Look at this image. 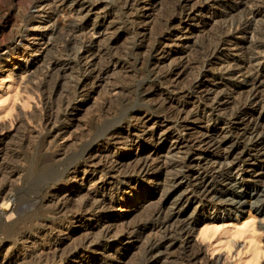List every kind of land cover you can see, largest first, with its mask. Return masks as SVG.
<instances>
[{
    "label": "rangeland",
    "instance_id": "1",
    "mask_svg": "<svg viewBox=\"0 0 264 264\" xmlns=\"http://www.w3.org/2000/svg\"><path fill=\"white\" fill-rule=\"evenodd\" d=\"M144 1L147 4L146 8L141 6V2ZM223 1L225 3L222 6L218 5L217 10L228 9L231 6L230 0ZM30 2L31 0H0V56L3 54V49L5 50L19 34L23 33L24 27L22 26L28 15V9H30ZM186 2L189 1L138 0L137 5L131 8V11L130 9L125 12L118 9L113 11L115 15L109 18L112 20L108 24L111 31L113 30L112 36L115 41L111 54H115L118 66L107 74L106 80L104 79L97 86L96 90L87 97L88 101L79 108L71 133L68 139L60 140V146L46 142L47 127L44 120L48 115H55L59 112L65 99L70 96L69 91L78 77L79 70L75 66L72 72H67L66 78L58 86H55L57 75H51L43 80L42 73L49 62L67 54L63 37L59 36L44 52L32 50V57L35 60L31 71L33 76L16 66H13L12 71L0 68V172L5 173L2 176H6L11 171L16 173L10 178L9 191L15 198L17 207L15 211L4 212L5 214L3 213L0 218V238L4 240L0 263L29 264L27 261H16L17 256H21L24 251V247L19 242V236L23 233H36L37 230L49 227L50 234L53 233L62 240L60 253L63 255L61 259L60 256L53 258L50 252L46 256L47 251L41 253L47 260L44 261L46 264H88L93 258L96 264L107 262L109 264H143L145 262L146 238L138 236L136 232L127 236L126 228L145 227L151 221L149 214L153 209L160 205L169 208L174 195L178 197L186 188V182H182L175 188L170 185L178 171L172 163L192 152L191 140L202 135L204 120L192 117L191 120L187 119L177 123L175 119L167 118L161 125L170 129L162 134L159 133L160 131L154 133V139L144 142V148L126 147L125 150L118 146L114 149L115 157L129 164L134 163L135 158L142 151L153 152L151 155L158 160L156 162L163 163L161 170L154 175L142 176L129 173L126 177L124 175L126 164L119 173L114 170L110 171L107 176L101 175V171L92 176L91 174L77 176L74 172L66 175L63 169L71 163V166L87 163L89 156L85 150L90 144L91 152L96 154L107 149L113 141L110 135H106L107 129L116 125L117 128L135 126L138 121L131 112L145 110L154 118L164 116L166 109L156 102L159 101L156 97L158 96L157 89L165 85L159 77L181 60L179 55H183L185 59L189 58L191 66L189 64L186 71L182 70L173 77V82L176 83L177 90L183 87L187 89L190 83L192 85L195 80L194 76L200 71L201 66L198 64V59L202 55L201 52L207 48L208 43L213 44L219 31L209 33L212 36L210 39L207 33L209 27L206 29L196 27L193 29L195 37L194 35L186 36L173 39V41L167 39L164 30L166 25L180 10L181 3ZM101 14H104L103 10ZM59 15L58 23L62 27L67 13L63 11ZM259 28L262 29V27ZM138 29H142L143 32L138 33ZM159 41L164 43L166 49L177 50V54L165 60L162 59L161 63L155 62L157 56L151 52V46L153 43L157 45ZM73 46H71L72 49H75L78 45L73 44ZM178 51L183 53L179 54ZM4 63H7V60H4ZM218 66L219 64L210 66L208 73H217ZM174 78H176L175 81ZM159 79H161L160 82ZM114 86L118 88L114 89ZM53 87L56 88L51 94ZM233 105V103H228L222 109L223 112H226L225 109L228 110L227 112L231 111ZM154 121L156 120L149 122V125L151 126ZM260 125H263L264 129V114ZM179 135L183 136L184 143L181 148L177 149L173 145L175 137ZM145 136L144 134L139 139L142 140ZM98 139L100 143L93 142ZM254 143V140L246 139L240 144V149L249 150L254 160L257 161L256 167L250 166L254 162L246 163L247 167L250 166L249 172L256 171V168L257 172L244 186V205L238 212L229 206V215L219 213L217 214L219 218H215L218 208H214L212 204L208 205L205 201H190L184 206L183 217L193 222V230L188 239V250H198L201 253V262L264 264V170H259L262 158L258 153L259 148H255L258 146ZM152 148L154 151L151 150ZM95 161L96 164L91 165V168H101L102 162L97 164L99 160ZM113 175H119L120 178L125 176L131 181L138 180L143 189L132 191L133 186L125 184L119 194L110 196L109 183L114 180ZM229 186L222 189L223 197L232 198V192L241 191L233 183ZM60 187L64 190H59ZM97 192L107 193L111 199L118 201L117 207L110 210V217L106 222L114 228L111 233L112 238L109 240L114 241L123 235L128 238L121 245L112 247L104 242L98 251L90 252L85 249L78 252L75 246L83 237L91 234L96 240L100 236V228L96 225H99L101 220L97 221L98 216L89 212H86L83 217L72 218L69 208L75 210V206L62 210L56 209L53 206L54 202L45 201L43 197L47 193L48 195L61 193V201L66 200L71 205H76L89 193ZM62 222L63 231L53 227ZM38 238L37 245L38 242L42 244V241L43 243L46 241L44 237L38 236ZM184 240L186 239H177L165 253L160 254L157 260L149 264H186L187 253L184 252L182 242Z\"/></svg>",
    "mask_w": 264,
    "mask_h": 264
},
{
    "label": "bare ground",
    "instance_id": "2",
    "mask_svg": "<svg viewBox=\"0 0 264 264\" xmlns=\"http://www.w3.org/2000/svg\"><path fill=\"white\" fill-rule=\"evenodd\" d=\"M188 1L190 4L186 2L181 3V6L179 5L180 10L173 15L170 23L166 25L164 30L167 39L173 41V39L186 36L192 37L194 35L195 37L196 34H194L193 29L196 27L204 29L209 27L208 34L212 31L215 33L219 31L213 44L208 43L210 46L207 44V48L201 52L202 55H199L198 64L201 67L199 66L200 71H197V75L194 76L195 80L192 85L190 83L187 89L183 87L177 90V85L173 82V77L182 70L186 71L190 64L189 58L185 59L183 55H181L182 57L179 55L181 60L173 64L165 73L162 72L163 74L159 77L165 85L159 86L157 89L158 96L156 97L159 101L156 102H159L158 105L166 109L164 116L154 118L145 110L143 112H131L138 121L135 126L117 128L116 125L107 129L106 135H110L113 139L107 149L96 154L91 152L90 144L85 150L89 156L87 163L72 166L71 163L70 166L63 169L66 175L74 172L77 176L80 174H83L82 176L91 174L92 176L101 171V175L107 176L110 171L115 170L119 173L126 164L125 176L129 173L142 176L154 175L158 170H161L163 163L156 162L158 160H155L151 155L153 152L142 151L135 158V162L129 164L116 158L114 149L118 146L125 150L126 147L142 148L144 142L149 139L152 140L154 133L160 131L159 133L162 134L170 129L161 125L163 120L167 118H173L177 123L187 119L191 120L192 117L204 120L202 135L191 140L192 152L184 155V157L181 156V159H177L178 162L176 160L172 163L178 171L170 185L175 188L182 182H186V188L181 191L178 197L174 195V200H172L169 208L160 205L153 209L149 214L151 221L145 227L126 228L127 236L136 232L138 236L146 238L144 246L146 260L144 259L143 264L157 260L159 255L165 253L177 239H186L182 241L184 252L187 253L186 264H215L216 262H201V253L198 250H188V239L193 230V222L183 217L185 204L190 201H205L208 205L212 204L214 208H218L215 218H219L217 215L219 213L229 215V206H232V210L237 212L243 207L244 186L249 178L257 172V168L256 171L249 172V167H256L257 163L251 152L246 148L240 149V144L246 139L254 140L255 146H258L255 148H259L258 153L262 158L259 170H264V129L263 125H260L264 114V0H230L231 6L228 9L224 6V10L216 9L218 5L222 6L225 3L223 0ZM137 3L138 0H31L28 15L22 26V28L24 27L23 33L19 34L5 50L3 49V54L0 56V68H7L12 71L13 66H16L23 72L31 73L35 65L32 50L44 52L59 36H62L67 54L47 64L46 69L43 73L41 72L44 76H42L43 80L55 74L57 75L55 86H58L66 78L67 72H72L75 66L79 70L78 77L76 76L74 85L69 91L70 96L68 94L69 97L65 99L63 105L61 104L59 112L55 115H48L44 120L47 127L46 142L58 146L60 140L68 139L79 108L88 101L87 97L96 90L97 86L104 79L106 80L107 74L117 68L118 60L115 59V54H111L115 41L112 36L113 30L111 31L108 24L112 19L109 18L115 15L113 11L117 9L124 12L129 9L131 11V8L133 9ZM141 4L142 8H146L145 1ZM102 10L104 14H101ZM63 11H66L67 18L60 27L58 17L60 16L59 13ZM207 16L208 18H206ZM259 27L262 29L260 30ZM142 29H138L139 32H136L141 33L143 32ZM210 37L212 36L210 35ZM73 44L78 46L72 49ZM151 52L157 56L155 61L157 63L177 54V50L166 49L164 43L162 44L160 41L157 45L153 43ZM178 53L183 52L178 51ZM4 60H7V63H4ZM195 61L197 62V60ZM214 64H219L218 72L208 73L207 70ZM117 86L113 88L117 89ZM55 88L53 87L51 94ZM228 103L234 104L233 109L229 112L225 109L226 112H223L222 109ZM153 119L156 121L152 122L150 126L149 122L151 123ZM144 134L146 136L140 140L139 138ZM116 135L118 136L115 137ZM93 142L100 143V140ZM183 143V136L179 135L175 137L173 146L179 149ZM151 150L154 151V148ZM96 159L99 160L97 164L102 162L101 168H91V165L96 164ZM247 162H254L255 165L251 164L247 167ZM3 174L5 173L1 171L0 218L4 212L15 211L17 208L15 198L9 191L10 178L16 173L11 171L6 176H2ZM125 176L120 178L119 175H113L114 180L111 178L113 181L109 183L111 186L108 192L110 196L119 194L125 184L133 186L132 191L143 189L138 180L131 181ZM232 183L241 191L232 192V198L223 197L222 189ZM59 190L64 189L60 187ZM60 194L48 195L47 193L43 200L54 202L52 205L60 210L75 206V210L69 208L72 218L83 217L86 212H89L98 216L97 221L101 220L99 225H96L100 228V236L95 240L89 233L90 235L83 237L75 246L76 251L81 252L88 249L90 252H94L100 250L104 242L113 247L123 244L128 238L123 235L114 241L109 240L112 238L111 233H113L114 228L106 222L110 217V210L117 207L118 201L111 199L107 193H86L88 195L76 205H71L66 200L65 202L61 201ZM68 211L66 212L68 213ZM63 226L62 222L53 227L63 231ZM49 228L37 230L36 233L32 234H21L19 242L24 247V251L21 256H17L16 261H27L29 264H46L44 261L47 260L41 254L45 251H47L46 256L50 252L53 258L61 257L63 255L60 253L62 240L55 234H50ZM48 229L49 233L46 235ZM38 236L44 237L46 241L44 243L42 241V244L38 242L37 245ZM3 244L4 240L0 238V258ZM88 264H96L94 258Z\"/></svg>",
    "mask_w": 264,
    "mask_h": 264
}]
</instances>
